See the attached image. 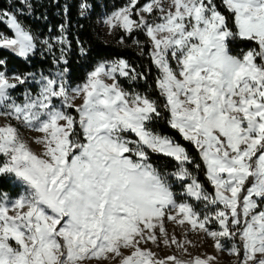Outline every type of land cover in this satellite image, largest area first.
<instances>
[{
	"label": "snow or ice",
	"instance_id": "obj_1",
	"mask_svg": "<svg viewBox=\"0 0 264 264\" xmlns=\"http://www.w3.org/2000/svg\"><path fill=\"white\" fill-rule=\"evenodd\" d=\"M17 2L15 11L0 8L11 33L0 32V50L29 64L39 53L51 68L12 70L0 56V180L20 189L0 192V264H216L211 255L161 259L144 247L187 253L192 241L169 237L165 219L186 226L185 237L211 238L234 264H264V0H126L105 12L98 23L120 33V45L130 38L144 55L134 34L149 41L159 98L122 84L147 80L122 56L73 83L67 5L56 34L49 27L41 36L19 18L33 15V0ZM91 10L81 0L80 17ZM240 44L252 46L234 54ZM161 121L195 148L212 192L193 171L201 163L154 127ZM20 127L39 134V154ZM153 154L174 168H157Z\"/></svg>",
	"mask_w": 264,
	"mask_h": 264
},
{
	"label": "trees",
	"instance_id": "obj_2",
	"mask_svg": "<svg viewBox=\"0 0 264 264\" xmlns=\"http://www.w3.org/2000/svg\"><path fill=\"white\" fill-rule=\"evenodd\" d=\"M147 0H139V4L142 5ZM81 0H33L34 12L32 16L21 15L19 16L22 23L30 25L33 30L38 32L41 36L48 35V28H52V35L56 34L57 25L64 22V7L67 5L69 20L68 35L72 40V50L69 54V68L70 78L73 83L81 82L86 73L89 72L94 64L101 59H112L115 57H124L133 66H138V69L145 72L147 80L139 81L137 84L129 85L127 81H121L127 88H136L138 91H147L153 98H159V93L155 89V79L157 76V70L152 66L150 59L147 56V46L149 41L142 33H135L134 35L145 45L144 55L140 54V48L132 44L130 38L127 39L125 45L118 43L120 33H117L115 37L110 36L108 40H104L97 28V21L102 12L110 11L113 6H122L126 0H88L92 4V10L89 14L81 18L79 15V4ZM220 0H217V4ZM17 0H0V8H7L11 11H15L17 8H22ZM221 11H224L221 8ZM37 16H47V20L36 19ZM0 32L11 35L4 24H0ZM79 38L84 46L89 50L87 56H80L76 39ZM250 44L234 45L232 48L233 53L238 52L240 47H251ZM0 56L7 57L9 59V66L12 70H19L21 72H37L39 70H49L51 68L50 59H41L40 54L32 59L31 63H26L19 58L12 57L11 54L0 50ZM22 88H18L16 91H20ZM161 103H163L161 99ZM167 115V113H165ZM158 131H161L171 137L177 142L182 144L189 154L193 157L196 163H201L198 153L195 148L188 142L184 141L182 137L175 130L170 129L167 126L166 121H161L154 126ZM151 162L162 171H171L175 162L169 158L162 156L152 155ZM198 180L204 185L208 192H212V186L206 180L205 170L203 164L199 170L193 168ZM177 192L180 191L179 185H174ZM20 191L15 185L8 180H0V192H8L10 196L14 197Z\"/></svg>",
	"mask_w": 264,
	"mask_h": 264
},
{
	"label": "rangeland",
	"instance_id": "obj_3",
	"mask_svg": "<svg viewBox=\"0 0 264 264\" xmlns=\"http://www.w3.org/2000/svg\"><path fill=\"white\" fill-rule=\"evenodd\" d=\"M165 7H167V0H165ZM105 12L107 11L102 12L100 17ZM100 17L98 18V20L100 19ZM97 28L104 40H108L110 38V36L107 34L105 27L101 23H98V21H97ZM22 91L23 88L20 91L14 92L13 95L19 96V94ZM79 102H80L79 100L76 101V103ZM4 123H6L5 119L3 117H0V125ZM12 123L14 125L16 124L15 121H12ZM20 132L23 138L29 143L33 151L39 154L40 146L33 142V138L38 136L39 134L28 131L23 127H20ZM164 226L169 237L175 235L178 241L187 238L188 240L192 241V246L186 245L185 247H187V253H185L183 250H178L175 245L166 246L162 242H160L159 246L152 244L151 242H149L147 245H144V247L154 252L157 258L164 259L168 256H176L178 259H181L183 261H190L196 256H201L203 258L206 255H211L216 257V264H234L235 257L230 256L227 251L218 252L214 248L213 241L211 240V238L206 237L203 233H192L189 231L187 233V236L185 237L186 226L176 225L173 222L168 221L167 219H165L164 221ZM92 264H95V262H92ZM101 264H110V262L103 261L101 262ZM111 264H118V259L111 261Z\"/></svg>",
	"mask_w": 264,
	"mask_h": 264
}]
</instances>
